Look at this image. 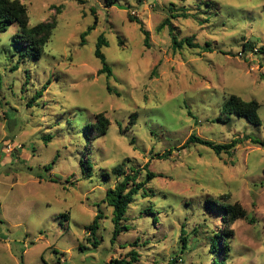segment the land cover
Here are the masks:
<instances>
[{
    "label": "rangeland",
    "instance_id": "rangeland-1",
    "mask_svg": "<svg viewBox=\"0 0 264 264\" xmlns=\"http://www.w3.org/2000/svg\"><path fill=\"white\" fill-rule=\"evenodd\" d=\"M21 1L31 25L56 19L57 26L38 61L18 62V24L0 33L2 264H110L134 249L133 264H216L213 229L231 232L225 264H264V146L251 140H264V0ZM170 24L179 39L212 50H174ZM102 34L110 78L99 74L95 55ZM231 95L257 100L261 123L238 114L219 120ZM100 112L110 125L89 144L87 123ZM193 133L241 141L217 154L186 144ZM87 157L90 178L83 175ZM121 164L126 174L138 170V180L148 170L156 176L134 196L128 229L114 244L113 207L104 199L123 179L113 172ZM213 198L239 204L246 216L223 220L206 208ZM99 211L93 247L86 229Z\"/></svg>",
    "mask_w": 264,
    "mask_h": 264
},
{
    "label": "trees",
    "instance_id": "trees-1",
    "mask_svg": "<svg viewBox=\"0 0 264 264\" xmlns=\"http://www.w3.org/2000/svg\"><path fill=\"white\" fill-rule=\"evenodd\" d=\"M114 0H108V4H113ZM127 16L132 21H138L142 24V21L135 17L131 12L128 11ZM97 17L92 26L88 30L94 29L97 25ZM18 24L19 28L13 35V41L16 46L19 47V56L18 62H25L27 60H40L43 56L46 45L48 44L54 28L57 26V20H43L35 25L30 24V14L27 5L21 0H0V33L8 30L11 24ZM170 23L169 19H166L159 26V30L165 27ZM145 34V45L150 46V33L148 30L141 26ZM174 28L170 24V34L172 37V47L174 50L182 49L185 46L190 48H200L203 51L212 50L210 43H205L201 45L198 42L194 41L193 37H184L179 39L176 34H173ZM87 35V31L83 33L82 38ZM106 44V39L104 35H100L97 41V47L95 50V55L102 62V67L99 69V74L106 73L110 78L113 75L112 68L106 61V57L102 52V46ZM264 50V49H263ZM46 83L43 89L38 90L35 95L32 97V101H36L42 94L43 91L48 87ZM110 92H113L112 88L108 87ZM31 103V101H30ZM260 103L257 100H243L237 95H231L228 100L225 101L221 109V116L219 120L230 119L232 114H238L240 116L246 117V119L254 124H260L261 119L258 114V109ZM136 114H133L135 116ZM131 123L133 121H130ZM110 125V120L105 116L104 112L96 114V120L93 122L87 123V137L90 141L94 137H99L107 133L108 126ZM252 142L258 143L264 146V140L260 141L257 138H252ZM241 141L239 139L232 140L229 143L220 144L215 143L209 139L198 136L193 133L189 136L186 144L190 143H200L207 147H210L215 151V153L220 154L221 152L231 153L235 148L236 144ZM56 162V158L53 160V163ZM51 164L46 168L49 169ZM83 175L85 178H90L92 176V160L87 157L82 160ZM145 170L148 169V164L145 165ZM113 172L116 175L123 176V179L118 182L114 187H111L107 190L104 201L113 207V222L114 229L112 233L111 242L115 244L118 237L123 231L128 229V225L124 224L123 221L128 220L127 210L130 203L133 201L134 196L145 191L146 184L149 180L156 176V173L149 171L147 172V177L144 180H138L139 171L134 170L132 174H126L123 169V164L117 165L114 167ZM104 176L106 179L110 178V173L105 172ZM53 181V179H51ZM206 208L212 210L215 213L222 214V219L232 220L240 217L246 216L245 211L240 207L239 204H232L230 202H222L219 199H208L205 201ZM147 212L152 211V208L146 209ZM103 217L102 212H98L93 222L87 226V232L89 234L88 240H93V247H97L99 240L97 239V230L100 225V219ZM228 234H231L227 229H213L211 235V250L215 253V263L216 264H225L229 256L230 242L228 241ZM187 235L185 236V231L183 230L181 235L182 248L187 244ZM137 241H133L132 245L135 246ZM83 248V246H82ZM219 254V256H218ZM224 254L225 258H221V255ZM130 259H114L110 264H133L139 258V253L134 249L131 250L128 254ZM177 257V256H176ZM177 260L176 258H174ZM0 264L2 262L0 261Z\"/></svg>",
    "mask_w": 264,
    "mask_h": 264
}]
</instances>
